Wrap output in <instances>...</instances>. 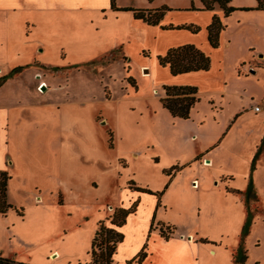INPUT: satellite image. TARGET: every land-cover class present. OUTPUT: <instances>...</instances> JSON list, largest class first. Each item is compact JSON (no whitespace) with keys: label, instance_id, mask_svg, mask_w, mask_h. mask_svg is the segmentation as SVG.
Here are the masks:
<instances>
[{"label":"rangeland","instance_id":"374dc122","mask_svg":"<svg viewBox=\"0 0 264 264\" xmlns=\"http://www.w3.org/2000/svg\"><path fill=\"white\" fill-rule=\"evenodd\" d=\"M188 2L116 0V5L146 10L169 6L162 26L192 25L199 28L196 34L146 28L143 22L125 25V33L119 34L114 20L90 25L88 17L75 15L64 17L71 22L58 23L56 13L48 21L26 13L15 16L6 22L9 35L0 24V78L22 67L0 88V105L15 95L25 114L12 119L5 146L8 202L23 216L14 210L0 214L1 257L22 264H90L99 223L109 227L118 209H128L129 183L162 193L161 198L174 177L165 171L180 167L178 187L192 200L188 216H178L177 198L162 199L166 210L157 213L152 230L161 236L160 229L167 225L159 222H169L212 241L219 221H212L211 214L219 199L228 207V216L240 218L242 225L251 213L243 243L245 264H264V152L251 175L255 199L247 202L241 194L226 193L246 190L251 161L264 135V19L242 11L253 6L249 0H233L230 6L237 10L225 19L217 7V13H210L193 2L191 10ZM213 15L225 26L217 49L207 42ZM100 27L103 31L96 34ZM186 44L209 56L208 72L173 77L159 65L158 57ZM164 86L197 88L199 101L188 120L173 118L162 107ZM253 106L263 112L251 113ZM3 135L0 124V144ZM212 147L213 164L204 166L205 158L199 155ZM195 151L199 157L191 162ZM147 195L143 202L149 201ZM142 208L123 229L124 241L112 264L139 246L136 232L145 226L148 213ZM233 225L227 224L224 238L235 254L242 227L237 236ZM164 235L172 238L174 229ZM176 246L150 247L159 264L189 261L188 251ZM198 260L229 264L222 252L212 256L203 251Z\"/></svg>","mask_w":264,"mask_h":264},{"label":"crops","instance_id":"0c3cea01","mask_svg":"<svg viewBox=\"0 0 264 264\" xmlns=\"http://www.w3.org/2000/svg\"><path fill=\"white\" fill-rule=\"evenodd\" d=\"M144 1L147 2L146 0H144ZM186 1L188 2V0H186ZM249 1H251V3L253 2V6L249 5L250 7H247V8H254L256 5L255 0H249ZM115 3H116V0H115ZM194 3H195V5L198 4L201 6V4L197 1H195ZM189 5H190V3H189ZM189 5H188V7L184 8V10L188 9ZM167 7L170 8L169 6H167ZM183 7H185V5H183ZM117 8H131V7H119V6H117ZM132 9H134V8H132ZM143 10H146V9H143ZM170 12L171 11H168L165 14H168ZM212 12L217 13L215 11H212ZM22 13H26V14H28V16L38 15L40 18H45V20H47V21L52 16L53 13H56L55 16H58V17L56 18L57 20L55 22H58V23L61 20L65 21V22H66V20L68 22H71L72 20H68L64 17L68 18V16H75V15H83V17H88L90 25L98 24L100 26L101 23L104 24L103 22H107V20L108 21L114 20L115 21L114 23L115 24L117 23L116 24L117 27L116 26L115 27H116V30L118 29L117 31L119 32V34H121L120 32H122L123 34L125 33V30H126L125 27L126 26H130V25L135 26L136 25V27H137V25L143 24L141 21L134 20L131 12L112 11L110 9V1L109 0H102V1H100V0H0V24L2 26V30L5 32V35H7V34L9 35L8 28L6 27L7 26L6 25L7 20L13 19V21H14L15 20L14 17L16 16V18L17 17L19 18L20 14H22ZM102 13L104 14L103 17H101ZM221 13H223V12H221ZM245 13H248V12H245ZM248 14H251L252 16H255L258 19H264L263 18L264 17L263 11H250ZM164 18H165V15H164L162 21L159 23L158 26H155V27L147 26V25H145V26H147L146 28L151 27L152 29H161V27H163L162 25H163ZM222 19H225V18H223V14H222ZM27 20H29V19H27ZM87 21H84L85 24ZM96 21H97V23H95ZM121 22L124 23V26L122 25V27L120 26ZM172 25L174 26V24H172ZM168 26H170V25H168ZM177 26H181V25H177ZM118 27H121V28H118ZM95 30H97L96 34H98L100 31H103L101 27H100V29H95ZM262 30L264 32V28ZM175 31H177V30H175ZM126 33H127V31H126ZM124 40H126V39H124ZM121 42H126V41L121 40ZM123 46L124 45L122 43L120 46H117V48L121 49ZM3 52H7V51H3ZM17 57L19 58L20 56L17 55ZM244 63H242L241 65H243ZM17 67H20V66H17ZM17 67H14V68H17ZM14 68H12V69H14ZM18 73L14 74L10 79H8L4 83V85L9 80H11L15 75H17ZM198 73H205V72H198ZM189 74H191V73H189ZM183 75H187V74H183ZM178 76H181V75H178ZM16 98H17V96L15 97V95H14L10 99V102L8 104L0 105V124H1V127H3V132H4L3 141L0 144V161H1L0 171L1 170L7 171V169H8V168H6V165H5L6 157H8V155L5 154L6 153V149H5L6 147L5 146L7 145V142H8L9 129H11L13 127L11 121L15 117V115H19L20 113L22 115L24 114L23 110H19V109H23L24 107H21L20 105H17L15 103L14 100ZM39 110H42V109H39ZM43 110H47V109H43ZM241 111H243V110H241ZM250 112L255 113L253 110H250ZM262 112H263V110H260V112H257L255 114H261ZM263 137H264V135H263ZM263 137H262V139H263ZM213 148L214 147L208 149L207 151H205L204 153L199 155V156H203L205 158V161H203L204 166H205V163L209 164L208 167H210L211 164H213V161H214V157H213L214 154L213 153H215L212 150ZM191 154H192V152H191ZM196 154L197 153L195 151L194 152L195 159L191 160V162H194L198 159L199 156H197ZM206 161H208V162H206ZM197 165H199V164H197ZM5 168H6V170H5ZM181 172H183V171L181 170L180 172L176 173L174 175V177L172 178V180L170 181L166 191L164 192L163 196L159 200V206H158V198L156 196L148 194L147 196L149 197V201L143 202V194L144 193H139V192H136L134 190H132V191L128 190L129 191L128 194L130 195V197H129L128 201L126 202V205H128L127 207L129 208V207H131V205L136 203V209H135L134 213L130 214L127 217L126 223L120 229V231L122 233L124 232L123 229L127 228V226H128L127 222H129V219L137 218L138 213H139V208L141 205L143 207L142 209L145 212H148L147 213V222H146L145 226L141 227L140 230H137V232H136V235H139V237H140L139 246L133 252H129L128 254H125V256L123 257L122 261L119 264H125L127 261L131 260L132 257L134 255H136V253L138 254L139 252H141V250L144 246L147 247L145 249V251H147L146 252L147 256L140 264H159L154 259L155 252L153 250H151V247H150L151 244L158 245L161 248H166L168 246H172V248L173 247L177 248L176 245H180V248L184 249L185 251H188V255L191 258L189 261L193 262V264H199L198 259L200 258L203 251H206L208 254H211L212 256H216L218 253L222 252V254H225L227 256L229 264H233L232 254L234 253L233 252L234 250L232 252L228 251V248L226 247L227 240H226V238H224L225 235L228 233L227 232L228 231L227 224L229 222H233V224H234L233 225L234 226L233 232L237 236H238V233L240 232V228L243 225L240 222L241 221L240 218H236V217L232 218V216H228V210H229L228 207L226 205L222 204L219 199H217L213 203L215 210L211 214V216H212L211 220L212 221H215V222L219 221V225L217 224V226H215V228H214V231H213L214 235L211 237L212 241H210V242H213L215 244L217 243V245L202 244L199 242V240H201V239L208 240V239L207 238H199V235L194 233V229H191V228L187 229V228H183L180 226H175L174 224H171L169 222H164V223L159 222L160 224L167 225V226L172 227L174 229L173 237L168 239V240L161 238V236L158 233L159 231H153V230L150 231L151 223H152V221L155 220L157 213L158 214L165 213L166 207L162 204V201H161L162 199H164V202H165L170 197L177 198L179 201V206H180V209L178 211L179 212L178 216L179 217L188 216L186 213V209L189 208L192 200L186 191L182 192L180 190V188L178 187L180 185V183L178 182V179L181 176ZM192 181H193V184L194 183L197 184L196 181H194V179ZM194 186H196V185H194ZM232 190H234V189H232ZM226 193L236 194L233 192H228L227 189H226ZM241 195H242V198L244 199V195L243 194H241ZM125 197L126 198L128 197L127 194L125 195ZM122 204H124V202L121 203L120 205H122ZM124 207H126V206H124ZM194 211H196V210L194 209ZM192 216H193V214H192ZM124 234H125V232H124ZM213 240H216V241H213ZM123 241H124V239H123ZM170 243H173L174 245H171ZM222 244H224V245L222 246ZM119 245H121V243ZM208 245H209V247H208ZM221 246H222V248H221ZM203 249H205V250H203ZM117 256H118V253H117V249H116V255H114V259H116ZM189 261H186V260H184L182 262L178 261L180 263H175V264H183V262L185 264H191Z\"/></svg>","mask_w":264,"mask_h":264},{"label":"trees","instance_id":"16d2710c","mask_svg":"<svg viewBox=\"0 0 264 264\" xmlns=\"http://www.w3.org/2000/svg\"><path fill=\"white\" fill-rule=\"evenodd\" d=\"M110 1V9L117 12H131L133 19L145 23L147 26H158L162 21L166 12L170 11L167 7H161L153 10L143 9H132V8H117L115 0ZM151 3L153 0H146ZM190 2V9L193 10V2L195 0H188ZM201 4V11L212 12L217 7L223 12V18L229 17L237 9L230 6L231 0H196ZM254 8H243L242 11H263L264 12V0H255ZM162 30H186L190 33L196 34L199 32V28L190 26H178V27H161ZM225 29L221 19L216 15L211 18L210 24L207 26V42L211 49H217L219 47V37L221 32ZM158 63L161 67H167L171 76L175 77L178 75L208 72L210 69V58L203 51L194 45L186 44L176 48L169 49L164 56L158 57ZM22 67L12 69L7 75L0 78V88L4 83L10 79L14 74L18 73ZM164 96L160 99L162 107L171 115L173 118L180 120H188L190 118V112L194 106L198 103L197 88L193 86H164ZM264 152V137L260 142L259 147L256 149V153L251 161L250 166V180L248 181L246 190L244 192L238 190L227 189L228 192L237 194H243L246 201L255 199L253 191L252 173L255 170V163L259 156ZM181 168L172 167L169 171H165L167 176H174ZM10 176L7 171H0V214L5 215L9 210H14L17 215L22 217V210H17L8 202L7 190ZM132 186V190L156 196L159 200L162 193H153L149 190H145L136 187L133 182L129 183ZM135 206L128 209L120 208L113 215L110 226L105 227L101 222L99 223L98 229L91 241L90 264H112L113 256L116 255L117 246L122 243L124 235L120 229L126 223L127 217L135 212ZM251 213H248L246 222L242 226L240 234V244L233 254L234 264H245L247 260L246 250L243 247L244 238L248 234L249 227L251 224ZM170 227L166 226L167 231ZM152 230V225L150 231ZM165 230L160 229V234L164 237ZM165 240L169 238L164 237ZM202 244H215L206 239L199 240ZM147 254L145 252V246L142 248L133 259L127 261L125 264H140ZM0 264H22L14 262L11 259L3 258L0 255Z\"/></svg>","mask_w":264,"mask_h":264},{"label":"built area","instance_id":"2783aa9c","mask_svg":"<svg viewBox=\"0 0 264 264\" xmlns=\"http://www.w3.org/2000/svg\"><path fill=\"white\" fill-rule=\"evenodd\" d=\"M255 113L257 112H260V107L259 106H253V109H252Z\"/></svg>","mask_w":264,"mask_h":264},{"label":"water","instance_id":"95a60500","mask_svg":"<svg viewBox=\"0 0 264 264\" xmlns=\"http://www.w3.org/2000/svg\"><path fill=\"white\" fill-rule=\"evenodd\" d=\"M145 72H146V71H145ZM41 90H42V91L44 90V86L41 87ZM206 162H208V161H206Z\"/></svg>","mask_w":264,"mask_h":264},{"label":"bare ground","instance_id":"6f19581e","mask_svg":"<svg viewBox=\"0 0 264 264\" xmlns=\"http://www.w3.org/2000/svg\"><path fill=\"white\" fill-rule=\"evenodd\" d=\"M206 165H209L208 163Z\"/></svg>","mask_w":264,"mask_h":264}]
</instances>
